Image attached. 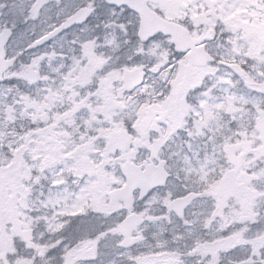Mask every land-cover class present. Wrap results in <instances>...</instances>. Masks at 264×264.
Instances as JSON below:
<instances>
[{"label":"snow or ice","instance_id":"obj_1","mask_svg":"<svg viewBox=\"0 0 264 264\" xmlns=\"http://www.w3.org/2000/svg\"><path fill=\"white\" fill-rule=\"evenodd\" d=\"M0 264H264V0H0Z\"/></svg>","mask_w":264,"mask_h":264}]
</instances>
